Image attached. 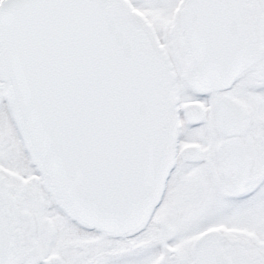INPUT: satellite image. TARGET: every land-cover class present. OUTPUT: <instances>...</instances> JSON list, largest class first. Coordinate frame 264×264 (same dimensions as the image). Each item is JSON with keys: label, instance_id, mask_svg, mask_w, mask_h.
Listing matches in <instances>:
<instances>
[{"label": "snow or ice", "instance_id": "snow-or-ice-1", "mask_svg": "<svg viewBox=\"0 0 264 264\" xmlns=\"http://www.w3.org/2000/svg\"><path fill=\"white\" fill-rule=\"evenodd\" d=\"M0 264H264V0H0Z\"/></svg>", "mask_w": 264, "mask_h": 264}]
</instances>
